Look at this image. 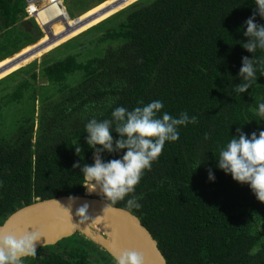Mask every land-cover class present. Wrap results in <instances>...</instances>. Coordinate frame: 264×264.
Segmentation results:
<instances>
[{
    "label": "trees",
    "instance_id": "1",
    "mask_svg": "<svg viewBox=\"0 0 264 264\" xmlns=\"http://www.w3.org/2000/svg\"><path fill=\"white\" fill-rule=\"evenodd\" d=\"M106 1L66 0V8L76 19ZM25 3L0 0V63L40 39L26 31ZM254 8L255 0H141L87 30L91 38L53 50L41 64L40 85L36 64L1 80L0 225L38 199L85 195L87 181L73 164L94 162L86 123L111 119L118 106L132 110L158 100L162 113L186 112L197 123L180 126L179 139L166 142L145 171L134 193L139 209L127 205L131 196L113 206L142 220L168 264H264V203L217 167L238 127L249 136L264 130L257 114L262 66L247 92L233 90L242 57L264 59V50L242 47ZM255 22L264 19L257 15ZM122 154L105 152L103 159ZM65 246L67 253L57 251ZM93 253L101 256L71 238L23 264H93Z\"/></svg>",
    "mask_w": 264,
    "mask_h": 264
},
{
    "label": "clouds",
    "instance_id": "2",
    "mask_svg": "<svg viewBox=\"0 0 264 264\" xmlns=\"http://www.w3.org/2000/svg\"><path fill=\"white\" fill-rule=\"evenodd\" d=\"M257 15L264 19V0H255L253 15L245 21L244 36L247 37V41L242 47L252 54L257 49L264 50V24L255 22ZM77 19L70 17V21ZM26 22H31L38 29L41 40L44 35L36 23ZM257 64L262 66L261 71L264 73V59H257L254 55L251 59L247 56L242 57V66L238 73L242 79L234 86L233 90L236 93L247 92L256 82ZM162 109L163 103L158 100L132 110L118 106L112 111L111 119L93 118L86 123V143L93 149L94 162L83 166L75 162L73 168L80 169L84 180L88 182L85 187L88 190L91 188V192H99L108 202L107 206L115 205L131 196L127 200V205L139 209L141 205L134 193L145 171H151L153 162L162 155L166 142H175L179 139L180 126L197 123V117L189 118L186 112L180 113L177 118L166 112L162 113ZM257 114L264 118V103L258 105ZM113 132L118 134V138L114 139ZM236 133L226 147L220 150L217 167L225 174H230L237 183L248 185L256 199L264 203V130L258 135L252 132L249 136L238 127ZM81 151V147L75 146L77 155ZM105 152L123 154L120 158L105 161L103 159ZM208 178L210 181L215 180L211 169ZM72 199L69 197L70 202ZM87 211L88 206L84 205L78 209L77 215L83 214L88 217ZM42 237V232L35 229L32 232L25 230L20 233H0V264H23L26 258L36 259L37 242ZM115 264H145V256L139 251L125 250L115 259Z\"/></svg>",
    "mask_w": 264,
    "mask_h": 264
},
{
    "label": "water",
    "instance_id": "3",
    "mask_svg": "<svg viewBox=\"0 0 264 264\" xmlns=\"http://www.w3.org/2000/svg\"><path fill=\"white\" fill-rule=\"evenodd\" d=\"M24 26L35 38L41 37V33L31 22ZM21 60L14 61L7 67L10 68ZM69 197L73 198L71 202ZM107 203L101 197L86 193L83 196L65 195L38 199L11 213L0 225V233H20L25 230L32 232L34 229L41 231L43 237L37 242V252L41 248L54 247L60 241L75 238L101 253L112 264H115V259L125 250L143 253L145 264H168L159 242L143 225L142 220L124 208L107 206ZM84 205L88 206V217L77 215L78 209ZM95 254L99 259V255Z\"/></svg>",
    "mask_w": 264,
    "mask_h": 264
},
{
    "label": "bare ground",
    "instance_id": "4",
    "mask_svg": "<svg viewBox=\"0 0 264 264\" xmlns=\"http://www.w3.org/2000/svg\"><path fill=\"white\" fill-rule=\"evenodd\" d=\"M118 1L120 2V0H108L102 5L97 6L93 10L83 14L77 20L72 21L67 18L65 13H62V11L59 10L57 16L60 19L47 28V31L49 30L48 34L44 35L41 40H38L37 43L35 42V44L33 43V45L31 44V46L29 45L28 47L24 48V50L16 54L13 58H8L0 63V79L13 70H16L17 68L27 64L28 62L34 59H40L44 54H47L54 48L59 47L64 42L103 22L108 17L119 11L122 7H127L138 0H122V4L117 3ZM54 9V7L50 8L48 15ZM108 9L110 10L106 12ZM19 59L22 60L16 62L14 65L10 66V68L7 67L11 65L12 62ZM87 185L88 182L86 183V186ZM87 191H90L89 193L94 195H100L99 192H91V188H89Z\"/></svg>",
    "mask_w": 264,
    "mask_h": 264
},
{
    "label": "built area",
    "instance_id": "5",
    "mask_svg": "<svg viewBox=\"0 0 264 264\" xmlns=\"http://www.w3.org/2000/svg\"><path fill=\"white\" fill-rule=\"evenodd\" d=\"M26 21H34L41 30L42 35L49 33L47 28L58 21V11L65 13L67 18L70 17L66 10V0H25ZM55 9L48 15L50 8Z\"/></svg>",
    "mask_w": 264,
    "mask_h": 264
},
{
    "label": "rangeland",
    "instance_id": "6",
    "mask_svg": "<svg viewBox=\"0 0 264 264\" xmlns=\"http://www.w3.org/2000/svg\"><path fill=\"white\" fill-rule=\"evenodd\" d=\"M92 1H96V0H90V2H92ZM139 1H141V0H138V1H135V2H133L131 5H129V6H127V7H122L119 11H117L116 13H118V12H121V11H123V10H125V9H127V8H129V7H131L133 4H135V3H137V2H139ZM84 3L85 4H87L88 3V0H84ZM117 3H123L122 2V0H120V2L118 1ZM118 4V5H119ZM117 5V6H118ZM116 7V6H115ZM115 13V14H116ZM112 16V15H111ZM109 18V17H108ZM107 20V19H106ZM104 22V21H103ZM102 23V22H101ZM100 24V23H99ZM98 25V24H97ZM97 25H95V26H97ZM94 27V26H93ZM92 27V28H93ZM89 30V29H88ZM85 32H87V30H85L84 32H82L81 34H79V35H77V36H75L74 38H77V40H79V42H82V41H85V40H87V39H89V38H91V35H87V34H85ZM83 34H85V35H83ZM43 37V36H42ZM74 38H72V39H70V40H73ZM70 40H68V41H66V42H64L63 44H61L60 46H62V45H64L65 43H67V42H69ZM38 42V41H37ZM36 42V43H37ZM35 44V43H34ZM33 45V44H32ZM31 46V45H30ZM59 46V47H60ZM23 47H21V49H22ZM56 48H58V47H56ZM56 48H54L53 50H55ZM20 49V50H21ZM24 50V49H23ZM53 50L52 51H50V52H48L47 54H44L40 59H34V60H32V61H30V62H28L27 64H25V65H23V66H21L20 68H17L16 70H13L12 72H10V73H8L7 75H5L4 77H2L1 79H0V81L1 80H3V79H5V78H7V76H9L10 74H12V73H14V72H16L17 70H19V69H21V68H24V67H28V66H30V65H32V64H36V71L37 72H35L36 73V80H35V82L37 81V84L38 85H40L41 84V82L37 79V77L39 76V70H40V67H41V64L43 63V62H45V61H47L49 58H51L52 57V52H53ZM22 51V50H21ZM20 51V52H21ZM20 52H18V53H20ZM17 53V54H18ZM11 58V57H10ZM34 61V62H33ZM2 63V62H1ZM30 63V64H29ZM4 72H6V71H4ZM4 72H2V73H4ZM1 74V73H0ZM27 78V80L26 81H30L31 80V77H26ZM44 84H45V82H43ZM88 189L86 188V194L87 195H89V196H96V197H102V195L100 194V195H94V194H91V193H89L88 191H87ZM66 247V246H65ZM63 248L62 247H60V248H57V251H60V252H63ZM93 256H94V259L92 260L93 261V264H106V262L102 259V257H100L99 259H97L96 257H97V255L95 254V253H93L92 254ZM100 256V255H99Z\"/></svg>",
    "mask_w": 264,
    "mask_h": 264
},
{
    "label": "flooded vegetation",
    "instance_id": "7",
    "mask_svg": "<svg viewBox=\"0 0 264 264\" xmlns=\"http://www.w3.org/2000/svg\"><path fill=\"white\" fill-rule=\"evenodd\" d=\"M64 250V253H67L66 251H68V248L67 247H62ZM100 257H102V259L105 261V259H104V256H100Z\"/></svg>",
    "mask_w": 264,
    "mask_h": 264
}]
</instances>
